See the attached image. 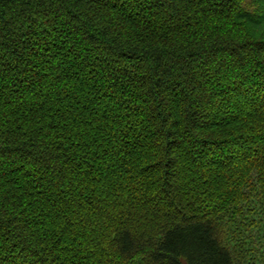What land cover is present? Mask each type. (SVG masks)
Wrapping results in <instances>:
<instances>
[{"label": "trees", "instance_id": "16d2710c", "mask_svg": "<svg viewBox=\"0 0 264 264\" xmlns=\"http://www.w3.org/2000/svg\"><path fill=\"white\" fill-rule=\"evenodd\" d=\"M264 0H0V264H264Z\"/></svg>", "mask_w": 264, "mask_h": 264}, {"label": "snow or ice", "instance_id": "6c2138e0", "mask_svg": "<svg viewBox=\"0 0 264 264\" xmlns=\"http://www.w3.org/2000/svg\"><path fill=\"white\" fill-rule=\"evenodd\" d=\"M240 2H241V4H243L244 3V0H240ZM262 156H264V154H262Z\"/></svg>", "mask_w": 264, "mask_h": 264}]
</instances>
